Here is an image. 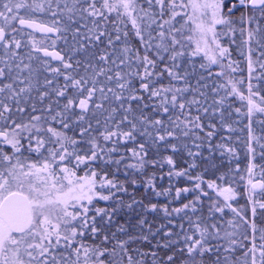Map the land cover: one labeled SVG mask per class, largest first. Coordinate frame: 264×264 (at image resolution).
<instances>
[{
	"label": "trees",
	"instance_id": "1",
	"mask_svg": "<svg viewBox=\"0 0 264 264\" xmlns=\"http://www.w3.org/2000/svg\"><path fill=\"white\" fill-rule=\"evenodd\" d=\"M51 2L60 6L53 12L60 18L50 19L52 24L49 23L57 27L63 37L67 35L76 39L70 42L71 48L66 51L71 61L70 67L63 68L57 75L62 84L57 92H64V95H54L47 88L46 82L41 83V95L34 103L35 107L24 109L28 110L27 113L38 110L41 118L38 123L43 128L40 134L51 136L47 128L52 127L77 141L76 145H67L69 152L74 154L67 157L63 164L55 162L49 169L48 174H54L50 175L51 178L60 187L64 185V191H67L69 186L67 180L62 179L64 173L61 171L65 165L75 172L72 179L76 195L81 194L80 184L85 185L84 191L87 192L88 182L95 181V194L92 195L91 203L84 199L74 207L73 202L69 201L67 206L68 210L80 213L72 223L78 231L85 232V235L77 236L71 247L75 249L83 244L101 251L106 248L108 251L105 255L99 257L104 264H128L127 255L119 247L120 241L126 242L125 247L133 257L134 264L137 261L153 264V260L155 264H252L253 256L256 264H261L264 209H260L258 204L264 203V190L252 194L249 185L258 179L264 181V113L255 112L250 119L248 100L236 94L229 95L230 85L221 87L229 80L240 82L236 83L238 91L244 97H249L251 84L252 91L258 93L251 98L256 104H261V98L264 97V46L247 36V31L257 28L260 29L258 36L264 34V17L261 13L248 10L246 15L254 19L250 23H241L240 16L245 10L235 11L232 16L235 31L228 36L222 35L227 29L217 26L218 33H221L219 43L227 47L230 53L220 57L212 43V35L208 43L210 51L203 50L193 55L198 39L190 0H175V11L179 13L175 19L171 15V0H165L163 8L156 5L155 0L151 7L148 0H136V10L132 16L137 18L144 38L147 39L149 33L153 37L147 47L142 46L129 17L119 14L123 9L109 13L103 8V0ZM115 2L117 0H110V3ZM92 3L101 10L102 15H89L84 11ZM230 3L231 0L229 6ZM142 9L147 10L148 16L156 20L151 28L148 27L150 21ZM43 12L47 13L45 7ZM198 13L201 15V12ZM210 19V14L207 17L201 15L202 22H210ZM69 20L72 21L73 31L72 28L68 30ZM168 20H172V23L164 24L165 37L162 40L159 25ZM173 28L178 31H171ZM173 36L179 41L174 46L171 42ZM77 38L82 41H77ZM158 44L162 46L158 48ZM125 47L131 49L127 54L124 52ZM174 53L175 60L171 59ZM206 53L208 56H216L218 63H210ZM146 54L155 62V67L148 69L153 75L142 81L138 74L145 71L143 56ZM249 59L252 61L251 73ZM121 60L125 62L121 63ZM169 70L176 76L170 75ZM77 80L81 81V85L73 87L72 82ZM85 80L86 84L83 83ZM141 83H148L149 91L142 89ZM121 84H126V87L122 89ZM93 88L95 91L89 98L88 90ZM162 88H170L172 91L162 92L158 97L151 96V89ZM173 94L177 96L175 107L171 100ZM133 95L139 99H129ZM117 96L121 100H117ZM165 97L168 101L164 105L168 108L167 112H164L162 106ZM69 99L73 103L66 108ZM81 100L87 101V110L79 107ZM181 103L185 105L183 109L180 108ZM48 114L56 119L48 120ZM156 120L162 123L156 124ZM64 123L69 127L64 128ZM133 124L136 125L135 129L132 128ZM249 127L254 137L251 140ZM81 129L86 131L82 134ZM129 131L134 138L123 135ZM34 132L33 129L32 134ZM109 132L117 135L105 140L104 135ZM168 132L173 135L168 136ZM22 135V142H26L23 137L29 133ZM160 136H164V139L160 140ZM93 144L98 147L93 149ZM141 145L144 146L143 151ZM93 150L97 153L95 159H85L84 163L78 164L76 154L90 157ZM133 150L145 160L141 169L128 167L139 160V157L133 156ZM42 157L44 159L46 155ZM23 158L26 161L34 160L39 165L43 163L39 156L23 154ZM169 158L172 164L168 163ZM222 176L223 180L220 179ZM105 180L123 185L126 191L111 188L104 183ZM209 182L234 190L235 199L229 203L239 215L224 206L223 198L217 195L215 189L209 188ZM158 192L161 194L157 195ZM101 195L110 198L103 200L100 199ZM133 200L136 203L127 207ZM252 200L258 203L254 205ZM153 204L156 205L155 210L151 209ZM186 204L188 208H184ZM214 205L222 207L223 212L216 211ZM78 206H82L83 210L78 211ZM254 206L257 209L255 216L252 213ZM85 208L88 209L86 213ZM98 209L104 212L98 214ZM174 209L182 211L177 213ZM85 217L89 227L82 229ZM229 220L235 226H229ZM197 223L201 228H208L210 235L207 245L213 251L203 256L199 252L190 256L185 245L191 242H186L183 237L194 235L198 239L194 227ZM253 223L256 225L255 231L251 226ZM60 224V230L65 229L63 223ZM92 225L99 230L95 238L91 232ZM225 232H233L234 235L228 238ZM60 234L63 238L65 230ZM105 236L108 237L107 243L103 239ZM145 236L147 240L143 239ZM230 239H234L236 244L230 245ZM253 245L256 247L255 253L250 251ZM226 248L230 250L225 251ZM152 253L156 254L155 257ZM169 255L173 256L171 262L167 260ZM96 260L97 257L92 256L89 264Z\"/></svg>",
	"mask_w": 264,
	"mask_h": 264
},
{
	"label": "snow or ice",
	"instance_id": "2",
	"mask_svg": "<svg viewBox=\"0 0 264 264\" xmlns=\"http://www.w3.org/2000/svg\"><path fill=\"white\" fill-rule=\"evenodd\" d=\"M153 3V0H148L149 7H151ZM165 3V0H155V4L161 6L163 8ZM183 7H187L189 5H182ZM190 6L193 8L194 13L195 12H201V15L203 17H207L210 14V22H202L196 24V31L200 34L201 38L204 39V43H207L206 37L208 34H211L213 39L212 43L215 44L216 48L218 49L219 56L220 57H226L230 55L229 49L227 47L222 46L219 43V37L221 33H218L217 26H222L223 28L227 29V31H224L222 35L228 36L231 33L235 31V29L232 27L234 21L232 20V16L234 15L235 11L239 9H244L245 11L241 13L240 21L241 23H250L254 17L246 15L248 10H251L252 12L259 11L261 13V16L264 17V0H231L230 6H229V0H204V2H201V0H190ZM3 11H0V17H3L6 24H11L13 20L19 21V24L21 26H27L29 28H38L39 30L43 32H54L58 31V29L52 28V27H46L43 25H38L35 22L26 19L25 16H19L17 13L19 10L23 9L25 10V13H31L35 11H44V7L42 2H37V0H33L32 3H27V0H7L6 3L3 4ZM103 8L106 9L109 13L118 11V9H123L122 13H119L120 15H127L132 23L133 28L136 30L137 37L140 38L142 46H149V41L153 39L151 34L149 33L148 38L145 39L143 32L137 23V18L132 16V12L136 10V0H117L115 3H110V0H103ZM176 4L175 0H171V15L172 19H175L179 13L175 11ZM91 9V11H89ZM202 10V11H201ZM226 10V11H225ZM84 11L88 12L89 15H102V12L100 9L96 8L95 3L89 4L88 8H85ZM144 11V16L148 18L150 21L148 24V27L151 28L152 24L156 23L155 19H152L148 16V11ZM162 14V13H161ZM172 20L164 21L163 24H160L159 27L161 28V31L159 32V36L163 40L165 37V33L163 31L164 24H171ZM13 31H16V29H13ZM171 31L176 32L177 29L173 28ZM243 31V30H242ZM260 29L257 28L255 30H249L247 31V36L251 40H256L258 44L261 46H264V34H260ZM103 35V33H101ZM127 35V33H125ZM5 39V29L3 27H0V41H3ZM99 39V37H97ZM116 39H119V36L116 37ZM172 45H176L179 43V41L175 38V36L172 37ZM13 43L16 44L17 47L20 46V42L18 40H14ZM112 41L109 40V44H111ZM247 43V41H246ZM161 44H158L157 47H161ZM165 51H167V47L164 48ZM200 47L199 41L197 42V46L195 48V51L193 52V55L196 53H199L203 51ZM131 49L129 47L124 48V52L127 54L130 52ZM14 54V53H13ZM45 55H51L54 59L62 60V57L59 56V54L56 53H49L47 50H45ZM182 55V53H181ZM207 59L210 61V63L215 64L218 63V59L216 56H208L206 53ZM137 60H140L139 54H137ZM103 59V57H102ZM171 59H176V54L174 53ZM124 60H121V63H124ZM143 64L145 67V71L143 74L140 75L141 80L143 81L145 78L151 77L153 75L152 72L148 71L149 68L155 67V62L149 58V56L146 54L143 56ZM65 67H70V65L65 64ZM264 67V65H262ZM252 61L249 59V72L252 71ZM52 71H58L57 69H52ZM235 71V69H233ZM169 74L172 76H176L175 73H173L171 70H169ZM4 75L3 69H0V77ZM119 73H117V76L119 77ZM66 79H70L69 77H66ZM109 79H112V77H109ZM242 82V81H241ZM83 83H87V81H83ZM236 83L240 82H232L231 80L228 81L226 85H221L222 88H226L229 85L231 86V94H236L240 96L241 99H247L248 100V115L249 118L253 116L255 112H261L264 113V97L261 98V104H256L255 101L251 98L252 96L258 95V93L252 91V85L249 84V97H244L237 89ZM81 85V81H73L72 86L73 87H79ZM5 87L11 89V85H6ZM120 87L123 89L126 87V84H121ZM141 88L145 91H149V84L148 83H141ZM4 89L0 88V92H2ZM25 89H21V92H24ZM95 89H89L88 90V96L89 98L92 97L93 92ZM103 91V89H101ZM111 91V89H109ZM172 91L170 88H162V89H151V96L158 97L161 95L162 92H169ZM176 91H181L180 89H176ZM14 95H18L14 93ZM57 95H64V92H58ZM11 98V97H10ZM117 100H121L120 96L116 97ZM129 99H139V97L133 95L130 96ZM172 104L175 107L177 96L175 94L171 97ZM167 97H165L164 101L162 102V106L167 104ZM19 103V101H17ZM73 101L69 99L68 105L65 107L71 106ZM184 104H180V108H184ZM79 107L82 110H87L88 104L86 100H81ZM97 107H100V105H97ZM8 106H4V111L7 112ZM20 111H24V109H19ZM115 111V109H113ZM127 112L128 109H125ZM168 108L164 106V112H167ZM239 111V110H237ZM3 116V113L0 112V117ZM40 117L34 116L32 117L33 121H36L37 123L29 124H16L15 128L11 129L10 131H0V143H5L7 145H10L12 148L13 155L16 153H20L22 149L24 148V145L21 143V133L22 132H28L29 135L27 137H23L24 139L28 140V150L34 151L36 153H40L41 149L46 148V145L48 141L45 140V138L39 133L43 131V128L38 123L40 121ZM53 119H56V117H53ZM83 119V117H81ZM125 120H127V116H125ZM156 124H161L162 121L156 120ZM199 126V125H197ZM64 128L69 127L67 123H64ZM136 125L133 124L132 128L135 129ZM35 130V135L32 134V130ZM85 129H81L82 134L85 132ZM47 132L51 134L52 137L55 139L51 141L55 146L52 148H48V154L51 158V162L49 160H45L42 166H38L36 164H29L27 166V170H25V165L23 163H19V157H16L17 163H11L13 160V155H9L3 151H0V162H5L6 167L4 171H0V264H25V260L23 259V256H28L30 258L28 264H31V261L36 260L38 257H44L46 253L49 251V246H45L43 244V241L45 239H49L53 233H56V241L57 244L60 243V228L61 224L56 223L53 224L52 221L45 216V208L47 205H50L53 203V200L51 199V193L48 191H42L40 187L33 184L32 180L30 179L33 175V169L35 170V173L40 172H48L50 168H52V165L55 163L56 159L58 158L60 161H64L67 157L72 156L74 153L69 152L67 145H76L77 141L74 139L68 137L65 133L60 132L52 127L47 128ZM117 135L115 132H109L107 135H104V139L108 140L110 137ZM126 138H134L131 131L126 132L123 134ZM168 136H172V132L167 133ZM211 136L212 134L209 133ZM249 137L250 140L254 137L252 136V129L249 127ZM160 140L164 139V136L159 137ZM33 141H35V144L33 145ZM98 145L93 144V149H96ZM144 150V146L141 145V151ZM97 156V153L95 150L92 151V155L90 157L81 156L79 154L75 155L76 161L79 163H84L85 159H95ZM133 156L139 157V153L133 150ZM119 163V161H117ZM168 163L172 164L173 161L169 158ZM145 165V160L143 157H139L138 163L130 164L128 167H131L133 169H141ZM251 167H249V172H251ZM61 171L64 173V177L62 179L67 180L68 188L67 191H64V185H61L59 194L57 195L56 203L58 204H64V214L63 217H61V222L65 226V234L63 235V240L66 242V247H71L75 241L77 236H83L85 235L84 231H78L76 226L72 223L73 221H76L78 217L80 216L79 212L72 211L69 212L67 210V206L69 204V201L73 202V207L76 203L79 201H82L84 199H87L89 203H91L93 188L95 186V181L91 180L88 182L87 186V192H85V185L80 184L79 189L81 194L76 195V187L75 182L73 181L72 177L75 176V172L70 170L67 167H64L61 169ZM177 175H181L182 173H176ZM50 175H54L53 173H50ZM96 173L93 172V176H95ZM84 179V178H79ZM221 180L224 179L222 176L220 178ZM104 183L111 188H116L118 191H126L124 189L123 185H117L112 180H105ZM133 184L136 183L135 180L132 181ZM151 183V180L149 181ZM251 183V182H250ZM209 188H213L217 191V195L223 198L224 206L231 209L234 213L239 215V212L235 208L232 207L231 203L229 201L235 199L236 193L231 187H219L214 182H209ZM52 188H56V184H52ZM197 188L200 187L199 184L196 185ZM257 187L264 189V183L257 184V183H251L252 192H254ZM179 189L177 190V193L179 194ZM184 191H188V189H184ZM161 193H157V195H160ZM41 197H44V199H41ZM110 197L106 195H101L100 199L108 200ZM250 200H251V194H250ZM136 201L133 200L130 204L127 205V207H132L133 204H135ZM252 203L255 205L258 203L255 200H252ZM215 206V205H214ZM260 209H264V203L258 204ZM189 205H184V208H188ZM216 211L223 212V208L219 206H215ZM151 209L155 210L156 205H151ZM88 211L87 208H85V213ZM98 214L104 212L103 209H98ZM167 212V210L165 209ZM175 212H180L182 209H174ZM256 207L254 206L252 208L253 216L256 215ZM243 219V218H241ZM143 223V221H141ZM229 226H235L233 225V221L229 220L228 222ZM46 225H51V227H46ZM253 230L255 231L256 225L253 223L252 225ZM39 227L43 231L38 232L36 231V228ZM89 225L87 224V218L85 217V220L83 224L81 225V228H88ZM196 229V234H198L199 238H194V235H185L183 239L186 242V248L188 254L191 256L196 252H199L201 256H203L205 253H211L213 251V248L210 245H207L208 236L210 235L208 228L204 227L201 228L199 223L194 225ZM213 228H216V225L212 226ZM98 229L92 225L91 226V232L93 234V238H95L96 234H98ZM219 230L217 229V235ZM19 234V235H17ZM168 235V233H166ZM234 235L233 232H225V236L228 238H231ZM31 236L33 240L36 239L37 236H39V242L36 243H30L28 242V237ZM104 242L107 243L108 237L105 236ZM131 239V238H130ZM144 240H147V236L143 237ZM262 239H264V233H262ZM230 245L236 244V241L234 239L229 240ZM119 247L124 252L125 255H127L128 258V264H134L133 257L128 254V249L125 247L126 242L120 241L118 242ZM49 245H51V241L49 239ZM167 245H165L166 247ZM219 246H217L218 248ZM230 250V248H226L225 251ZM108 250L105 248L103 251L99 250L98 248H92L90 249L88 246L81 244L79 247L74 249V252L76 254L77 259L75 261H72V264H81L80 256L81 254L84 257L83 264H89L91 261L92 256H96L97 260L92 262V264H104L103 260H100L99 257L105 255V253ZM251 252H256V247L253 245L252 249H250ZM35 253V254H34ZM141 255H144L141 253ZM153 257H155V253H152ZM247 255V253H245ZM261 264H264V245H261ZM53 260H55V257H53ZM167 260L171 262L173 260V256L169 255L167 257ZM47 264V262H45ZM56 264H60V261H56ZM135 264H142L141 261L135 262ZM153 264H155V260H153ZM252 264H256V258L253 256Z\"/></svg>",
	"mask_w": 264,
	"mask_h": 264
},
{
	"label": "rangeland",
	"instance_id": "3",
	"mask_svg": "<svg viewBox=\"0 0 264 264\" xmlns=\"http://www.w3.org/2000/svg\"><path fill=\"white\" fill-rule=\"evenodd\" d=\"M7 0H0V11H3V4L6 3ZM33 0H27V3H32ZM37 2H42L43 7H45L46 10V14L41 11H35L40 13V15L35 14L34 12L25 13V10L21 9L19 10V12L17 13V15L19 16H25L26 19H37L41 22H50L51 20H56L58 18H60L57 14L53 13L55 8H59L60 6L57 4H54L51 2V0H37ZM192 14H193V18L195 21V30H196V24L198 23H202L201 20V15L198 12L194 13V10L192 8L191 10ZM34 13V14H33ZM46 17L48 20H46ZM45 18V19H44ZM196 18V19H195ZM211 18V17H210ZM70 23L68 24V30H70V28H72L73 31V27H72V21L69 20ZM204 22V21H203ZM51 23V22H50ZM16 20H13L11 22V24H6L5 20L3 19V17H0V27H3L5 29V32L9 38V40L5 43V46H1L0 47V69H3L4 71V75L3 77V86L1 88H3L4 90L7 91V94L9 93V96L12 97V101H16V99L18 98H22L24 96H26L28 93V91L30 90V86L27 83L26 77L32 74V72H35V75L33 74V76H31V79L33 77L37 78L40 81V83H45L47 85V88L49 89V91H52V93L55 95H57V91L59 87L62 86L61 82L59 81V79L57 78V76H54L52 74L48 73V67L47 65L43 64V62H41L40 66L36 67V70H31L30 69V65L27 66H23L22 64H18V62H15L16 58H15V54H16V50L18 47L16 46L15 43H13V39H18V38H26V37H33L30 34H26L23 30H20L17 25H16ZM52 24V23H51ZM58 26V25H57ZM13 29H16V31H13ZM197 33V39L200 43V47L202 49H204V51L209 52V47H208V43L210 44V36L211 34H208L206 37L207 43H204V39L201 38L200 34L196 31ZM62 37V36H61ZM76 40L75 38L72 37V41ZM63 41V37L61 38L60 42ZM77 41H82L81 38H77ZM22 42V41H21ZM45 42V41H44ZM42 40L36 41V43L39 44H43L44 43ZM47 43V41L45 42ZM44 43V44H45ZM70 44V42H69ZM21 46V45H20ZM19 46V47H20ZM76 46H80V45H76ZM14 53V54H13ZM18 54H21V52L19 51ZM5 81V83H4ZM22 82V84H20ZM6 85H11V89L5 87ZM25 89L24 92H21V89ZM14 93L18 94V95H14ZM24 99H22L21 101H19V103H15L14 104V108H8L9 110L7 112L4 111V106H2V108L0 107V112L3 113V116L0 117V123H2V121H4V124H0V131H10L11 129L15 128L16 124H29L31 125L32 123H35V121L32 120V117L34 116H40L38 110L35 111H30L27 113V111L22 107V105L24 104ZM9 103V102H8ZM24 109V111H20L19 109ZM32 108V107H31ZM52 114H48L47 115V119L51 120ZM22 134L26 135L28 134V132H22L21 133V137L23 136ZM36 133L34 132L33 135H35ZM39 135L43 136L45 138L46 141L47 138H49L50 140L48 141L46 148L41 149L40 153H36L34 151H29L28 150V140L26 139V142H22L21 143L24 145V148L22 149V151L20 153H16L13 155L12 153V148L10 145H7L5 143H0V151H3L9 155H13V160L11 161V163H17V159L16 157H19V163H23L25 165V170H27V166L29 164H36L38 166H42L43 163L45 162V160H49V162H51V158L49 157L48 148H52L55 145L51 142V140L53 141L55 138H53L52 136H47L45 137L44 135L40 134ZM22 139V138H21ZM35 144V141H33V145ZM4 145V146H2ZM23 154H28L30 156H39V160L41 161L43 159L42 155L45 154L46 157L43 159V163L41 165H39L38 163H35L34 160H29L26 161L24 160L25 158H23ZM37 160V161H39ZM55 162H59L63 164V161H60L58 158L56 159ZM6 167V163L5 162H0V171H4ZM63 167H65V165H63ZM34 175L30 178L33 182L34 185L38 186L41 188L42 191H47L48 189L51 188L52 184H56V188H52L50 191L51 193V199L53 200V203L50 205H47L45 208V216H47L53 224L56 223H62L61 222V217H63L64 214V205L63 204H58L56 203V199H57V195L59 194V190H60V185L51 178V176L48 174V172H40V173H35V170L33 169ZM41 199H44V197H41ZM78 211H82L83 207L82 206H78L77 207ZM68 210V209H67ZM69 212H72L70 210H68ZM60 219V220H59ZM46 227H51V225H46ZM65 229L60 230V232L63 233ZM36 231L38 232H42L43 230L39 229V227L36 228ZM61 237V234H60ZM28 242L30 243H36L39 242V236L36 237L35 240L32 239L31 236H29L28 238ZM49 239L51 241V245H49ZM49 239H45L43 241V244L45 246H49V251L48 253L45 254L44 257H38L36 260L31 261V264H45V262H47V264H56V261H60V264H72V261H75L77 259L76 254L74 252V249L72 247H66V242H64L63 238L61 237L60 239V243L57 244L56 241V233L54 232L53 235L49 238ZM35 254V253H34ZM53 257H55V260H53ZM23 259L25 260V264H28L30 258L28 256H23ZM83 260L84 257L81 254L80 256V261L81 264H83Z\"/></svg>",
	"mask_w": 264,
	"mask_h": 264
},
{
	"label": "flooded vegetation",
	"instance_id": "4",
	"mask_svg": "<svg viewBox=\"0 0 264 264\" xmlns=\"http://www.w3.org/2000/svg\"><path fill=\"white\" fill-rule=\"evenodd\" d=\"M33 22H36L38 24H41L43 26L46 27H52L55 29H58L57 27L52 26L50 23L48 22H41L37 19H29ZM16 25L20 30H23L26 34H30L33 37H26V38H18V39H13V40H18L20 42V47H18L16 50V54H15V62H18V64H22L23 66H27L30 65V69L32 70H36V67L38 69V67L40 66L41 62H43V64L47 65L48 67V73L52 74L54 76H57L60 74V71L65 67V64L70 65L71 61L70 58L68 56V54L66 53V51H68L71 46L69 44V42L72 41V38L70 36L65 35L64 37L61 35V32L58 29V35L57 36H50V35H46V34H35L25 28H22L19 26V21L18 19L16 20ZM63 37V41L60 42L61 38ZM9 40L8 36L6 37L5 41L0 43V47L1 46H5V43ZM42 40L43 42L47 41V43H43V44H39L36 43V41ZM22 41V42H21ZM52 51L56 54H60L63 56V61L61 62H56L53 61L50 58H44L42 56V54L39 51ZM19 51L21 52V54H18ZM52 69H57L58 71H52ZM33 74L35 75V72H32V74L26 77L27 83L29 84V86L31 87L30 90L27 92L28 94L22 98H18L16 99V101H12V97L10 98L9 93L7 94L6 90H3L2 92H0V107L2 108L1 105L5 106L7 105L8 108H14V104L17 101H21L22 99H24V104L22 105L23 108L26 107H35V102L39 99V95H41V83L38 79L39 74L36 77H33L31 79V76H33ZM3 77H0V88L3 86ZM5 83V81H4ZM22 84V82L20 83ZM9 102V103H8ZM0 124H4V121H2V123ZM1 146V145H0ZM4 146V145H2ZM19 235V234H17Z\"/></svg>",
	"mask_w": 264,
	"mask_h": 264
},
{
	"label": "water",
	"instance_id": "5",
	"mask_svg": "<svg viewBox=\"0 0 264 264\" xmlns=\"http://www.w3.org/2000/svg\"><path fill=\"white\" fill-rule=\"evenodd\" d=\"M36 24H38V23H36ZM38 25H41V24H38ZM19 26L22 27V28H25V29H27V30L35 33V34H46V35H50V36H54V37L58 35V31H54V32H43V31L39 30L38 28H29L27 26H21L20 24H19ZM6 37H7V34L5 32V39H6ZM5 39L3 41H0V43L4 42ZM39 52L42 54V56L44 58H50V59H52L53 61H56V62L63 61V56L60 55V54H59V56L62 57V60L54 59L53 56H51V55H45V51H39ZM47 52L54 53L52 51H47ZM251 183L261 184V183H264V181L258 179V180L252 181ZM251 183L249 185V189H250V191H251L252 194H259V193H261L264 190V189H261V188L257 187V189L254 192H252Z\"/></svg>",
	"mask_w": 264,
	"mask_h": 264
}]
</instances>
